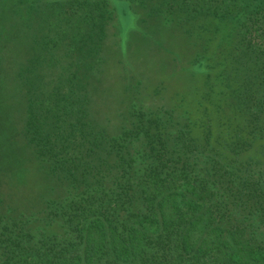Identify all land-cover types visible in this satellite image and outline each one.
<instances>
[{
    "label": "trees",
    "instance_id": "trees-1",
    "mask_svg": "<svg viewBox=\"0 0 264 264\" xmlns=\"http://www.w3.org/2000/svg\"><path fill=\"white\" fill-rule=\"evenodd\" d=\"M38 1L45 21L18 75L29 92L23 134L70 192L47 199L40 219L0 211V264H264V0H21L18 9L27 2L38 16ZM118 3L165 17L189 40L198 19L230 27L208 33L210 56L180 58L185 86L171 105L133 108L109 133L87 117L81 68Z\"/></svg>",
    "mask_w": 264,
    "mask_h": 264
},
{
    "label": "rangeland",
    "instance_id": "rangeland-1",
    "mask_svg": "<svg viewBox=\"0 0 264 264\" xmlns=\"http://www.w3.org/2000/svg\"><path fill=\"white\" fill-rule=\"evenodd\" d=\"M20 2L0 0V211L32 212L38 218L47 199L64 198L70 187L41 166L23 134L29 92L26 80L18 75L28 67L32 38L46 15L40 1L32 7L38 16L25 11L27 2L18 9ZM110 3L115 8L114 1ZM118 11L107 25L100 51L86 57L81 68L87 117L109 133H117L128 122L133 108L171 105L172 95L185 86L181 81L185 62L179 64L180 58L192 62L196 56L202 60L210 56L205 49L208 33L219 35L230 27L228 22L198 19L199 28L189 40L165 17L146 18L147 10L139 4L130 3L128 11L118 3ZM206 66L200 73L203 78ZM45 71L52 69L45 66Z\"/></svg>",
    "mask_w": 264,
    "mask_h": 264
}]
</instances>
